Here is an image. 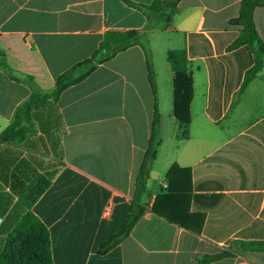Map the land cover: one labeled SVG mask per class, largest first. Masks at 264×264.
Returning a JSON list of instances; mask_svg holds the SVG:
<instances>
[{
    "label": "crops",
    "instance_id": "obj_1",
    "mask_svg": "<svg viewBox=\"0 0 264 264\" xmlns=\"http://www.w3.org/2000/svg\"><path fill=\"white\" fill-rule=\"evenodd\" d=\"M240 1L179 0L165 11L147 32L155 98L143 50L132 45L32 110L35 132L0 144V253L29 210L48 231L52 264H264V249L243 244L264 242V66L237 95L253 64L248 45L227 49L239 33L230 20ZM253 20L264 41V5ZM146 28L145 16L121 0H0V60L50 92L106 31ZM182 46L193 88L186 137L173 114L166 59ZM29 93L0 67V132ZM154 104L159 142L139 196L144 210L99 253L131 210ZM39 177L48 185L27 208ZM155 203L191 215L182 219L191 229L153 212ZM222 252L229 256L203 261Z\"/></svg>",
    "mask_w": 264,
    "mask_h": 264
},
{
    "label": "trees",
    "instance_id": "obj_2",
    "mask_svg": "<svg viewBox=\"0 0 264 264\" xmlns=\"http://www.w3.org/2000/svg\"><path fill=\"white\" fill-rule=\"evenodd\" d=\"M121 1L128 6L136 8L145 16L147 28L144 30L106 31L97 48L89 57L75 63L56 77L54 87L50 92L40 91L30 76L18 75L3 59L0 60V67L8 73L12 80L24 82L30 88L29 95L15 108L10 122L0 132V144H18L27 136L33 134L35 132L31 117L33 109L39 108L49 101H56L65 89L82 81L95 70L99 64L105 63L117 53L132 45H138L143 50L148 81L155 98V71L151 61V51L148 46L147 32L161 20L166 10L174 9L179 0H151L149 4L135 3L131 0ZM261 5H264V0H241L238 15L230 20L231 24L239 26V33L228 45L227 49L231 50L246 44L253 55V64L245 71L237 95L244 90L246 85L264 66V41L259 36L253 20L254 9ZM0 55H2V53H0ZM166 59L172 71L173 114L178 122L179 135L181 137H186L190 122L189 105L193 88L191 73L187 65L188 59L185 46L168 50ZM158 122L159 113L154 104L151 137L136 177L135 193L131 210L121 230L103 243L99 248V253L106 252L117 244L122 237L126 236L144 210V207L141 206L138 201L140 194L145 190V183L149 176V168L155 157V147L159 142L157 139ZM176 170H178L176 166L171 168L168 173L169 178L174 176ZM47 185L48 181H45L42 177L36 178L33 181L31 189L35 190L30 201L25 202L27 208H29L33 200ZM170 192H172V190H170L169 193ZM152 211L163 216L170 222L191 229L183 221L185 220L184 217H188V220L191 221V215L183 216L181 212L164 211L158 208L156 203L152 206ZM243 244L254 246L258 249H264L263 241L245 242ZM224 256H229V253L222 252L210 255L203 261L208 262ZM0 264H52L48 231L39 219L29 210L26 211L8 234L4 248L0 253Z\"/></svg>",
    "mask_w": 264,
    "mask_h": 264
}]
</instances>
